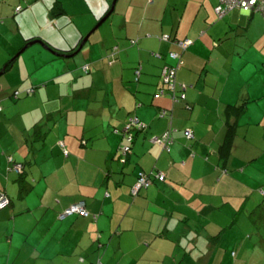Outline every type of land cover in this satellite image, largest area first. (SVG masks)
<instances>
[{"label": "crops", "instance_id": "obj_1", "mask_svg": "<svg viewBox=\"0 0 264 264\" xmlns=\"http://www.w3.org/2000/svg\"><path fill=\"white\" fill-rule=\"evenodd\" d=\"M56 1L17 13L21 0H0V191L11 199L0 212V264H264V17L219 19L218 0H119L112 27L72 64L77 55H64L114 0H61L57 19ZM186 39L183 51L176 41ZM30 40L60 56L34 45L21 52ZM171 53L183 62L177 103L161 76L178 66ZM245 101L225 160L229 107ZM132 119L143 132L133 129L123 163ZM167 131L171 153L151 140ZM11 159L24 175L11 172ZM140 171L166 180L135 192ZM80 201L88 217L60 218Z\"/></svg>", "mask_w": 264, "mask_h": 264}, {"label": "trees", "instance_id": "obj_2", "mask_svg": "<svg viewBox=\"0 0 264 264\" xmlns=\"http://www.w3.org/2000/svg\"><path fill=\"white\" fill-rule=\"evenodd\" d=\"M22 1V5H19L18 7H17V13H21L22 11H24V9L26 8V7H29L30 5H32V4H34V3H36V2H40V1H43V0H21ZM219 5H220V0H218V4L214 7V11H215V13L217 14V16L219 17V19H223L227 14H229L230 12H233V11H240V10H237V9H235V10H231V11H228V12H226L225 13V15L224 16H220L218 13H217V8L219 7ZM66 9H65V6H64V4H63V2L61 1V0H57L56 2H55V4H54V6H53V8L51 9V11H50V15L52 16V17H55L56 19L57 18H59V17H63L65 14H66V11H65ZM114 14V13H113ZM112 14V15H113ZM254 14H259V15H261L262 17H264V13H262L261 11H259V10H255V11H253L252 13H250L249 15L250 16H252V15H254ZM111 15V16H112ZM110 16V17H111ZM109 17V18H110ZM109 18L105 21V23L109 20ZM104 23V24H105ZM103 24V25H104ZM102 25V26H103ZM101 26V27H102ZM100 27V28H101ZM99 28V29H100ZM98 29V30H99ZM97 30V31H98ZM96 31V32H97ZM166 37H167V39H166ZM162 38V40H164V41H169L170 40V37L169 36H162L161 37ZM187 40H189V39H186V40H178V41H176L177 43H178V45L181 47V43H183V42H185V41H187ZM32 41H34V40H32ZM31 40L30 41H28L29 43L30 42H32ZM42 41H44V40H42ZM191 41V44L190 45H188L186 48H182V50L183 51H186L192 44H193V41L192 40H190ZM47 45H49L46 41H44ZM140 42V39H137V41L136 40H129V44L131 45L130 47H132L133 45H136V43H137V45H138V43ZM29 43H27V45L29 44ZM26 45V46H27ZM25 46V47H26ZM24 47V48H25ZM51 47V46H50ZM52 49H53V47H51ZM78 49H79V45H78V47L76 48V49H72V51H70V52H73V51H75V52H77L78 51ZM77 50V51H76ZM53 51H54V49H53ZM75 52H73V53H75ZM112 53H114V56H113V58H111V60H110V64L111 63H113L114 64V62H116V53H117V49L116 48H114V49H112V51H111ZM72 53V54H73ZM80 53V52H79ZM71 54V55H72ZM171 54H173V53H171ZM171 54H170V58H171ZM70 55V56H71ZM78 55V54H77ZM64 57H66V55H64ZM160 57V56H159ZM158 57V58H159ZM15 58V57H14ZM13 58V59H14ZM70 58H72V57H70ZM70 58H67V59H70ZM172 60H173V58H171ZM16 60H17V58H16ZM16 60H12V61H10L9 62V64L7 65V68H6V70L7 71H9V69L13 66V64H15V62H17ZM176 67V66H175ZM85 68H88V71H89V68L90 67H88V66H85L84 67V70H85ZM170 69V68H173L172 66H170V65H168V64H166L165 65V67H163V70H162V74H161V76H162V79H163V74H164V70L165 69ZM87 71V72H88ZM141 73H142V68H140V67H138L137 69H136V71H135V75H136V80H138L139 81V79H140V77H141ZM163 81H164V79H163ZM164 84L165 85H167L168 86V90L167 91H169V95L172 97V99H173V102L174 103H177V102H179V101H183L184 100V98H182V96L180 95V96H177V93H176V91L175 90H171V88L169 87V85L168 84H166L165 83V81H164ZM176 89H177V87H176ZM162 91H164L165 92V89H163V90H161L160 91V94H162ZM35 92V89H31V91L30 92H28L27 91V95H32L33 93ZM20 93L21 92H19V91H17L15 94H14V97L16 98V99H18L19 97H20ZM183 95V94H182ZM177 97H178V101H177ZM176 99V100H175ZM247 106H248V103L245 101L243 104H240V105H234V106H230L229 107V110H228V115L229 116H231V115H234L235 117H231V118H228V121H227V125H228V129H227V135H226V139H225V142H224V144H223V146H222V148H221V156L223 157V159H225V160H228L230 157H231V154H232V151H233V148H234V139H235V137H236V132H237V126H238V123L240 122V120H241V118L244 116V113H245V111L247 110ZM1 107V106H0ZM2 108V107H1ZM166 116H164V117H169V119H171V122H172V114L169 112V111H166V114H165ZM232 118H233V120H232ZM133 125L134 126H132L131 125V123H130V128L129 129H134L135 127H138V128H136L137 129V131H139V132H143V125L140 123V124H134L133 123ZM191 131V130H190ZM186 132H187V130L185 131V133H184V135H185V137L190 141V140H192V139H194L195 138V136H194V133H193V138H191V139H189L187 136H186ZM166 133H168V131L167 132H165L162 136H164ZM173 134V133H172ZM172 134H170L171 135V142L169 141L168 142V144H167V146H168V148H164V150L165 151H167V152H169V153H171L172 152V148L170 147L171 146V144H173V135ZM128 137H129V135L128 134H126ZM125 137L126 139H127V146H129L131 149H132V146H133V143L135 142V137H133V140L132 141H129L128 140V137ZM161 136V137H162ZM152 140V139H151ZM153 143V142H152ZM153 144H157V143H153ZM158 145V144H157ZM123 147L124 146H122V150H123ZM162 147V146H161ZM131 154L130 153H128L127 152V158L126 159H128L129 158V156H130ZM22 164L23 165V171L22 172H20V173H17V172H15V171H13V166H14V164ZM11 172H13V173H15V174H17V175H19V176H22V175H24L25 174V164L24 163H20V162H17L16 160H14L13 159V165H12V169H11ZM141 172H144V173H146L145 171H140L139 173H138V176H137V182H138V180H139V175H140V173ZM148 176H149V178L151 179V181H152V185L154 184V182L155 181H159V182H164L165 180H166V177H165V175H164V180L163 181H161V180H159V178L157 177L158 175H160V174H162V173H154V174H148V173H146ZM137 184V183H136ZM151 185V186H152ZM149 188V187H148ZM141 189H147V187H142ZM140 189V190H141ZM5 196H7L8 197V195L6 194V193H4L3 191H1ZM9 198V197H8ZM9 200H10V205H11V199L9 198ZM80 202H83V201H80ZM80 202H78V203H80ZM85 202V201H84ZM78 203H75V204H78ZM9 205V206H10ZM74 205V204H73ZM8 206V207H9ZM72 206V205H71ZM8 207H6V208H4L3 210H5V209H7ZM70 207V206H69ZM68 207V208H69ZM67 208V209H68ZM3 210H1L0 212H2ZM66 210V209H65ZM64 210V211H65ZM77 215V214H76ZM90 215V214H89Z\"/></svg>", "mask_w": 264, "mask_h": 264}, {"label": "built area", "instance_id": "obj_3", "mask_svg": "<svg viewBox=\"0 0 264 264\" xmlns=\"http://www.w3.org/2000/svg\"><path fill=\"white\" fill-rule=\"evenodd\" d=\"M240 10L243 13L246 14H250L255 10H259L262 13H264V0H220V5L217 8V13L220 16H224L226 12L231 11V10ZM167 39V37H166ZM191 44L190 40H187L183 43H181V48H186L188 45ZM171 58L178 60V66L170 68V69H165L164 70V74H163V79L165 81L166 84L169 85V87L171 88V90H175L177 87V82H176V74L177 71L179 69V67L183 64V62L181 61V56L178 53H173L171 54ZM86 71H88V68H85ZM187 86L183 85V90H186ZM164 93V91H162V94ZM182 98H185V95L183 94ZM176 100V99H175ZM177 101H178V97H177ZM2 110V108L0 107V111ZM166 114V112L164 113ZM134 124H140L137 120L132 119L131 121V125ZM130 124L127 128V130L130 128ZM172 134V133H171ZM186 136L191 139L193 138V133L192 131L188 130L186 132ZM171 142V135L170 133H166L164 136L162 137H153L152 138V142L153 143H157L159 145H162L165 148H168L167 144L168 142ZM124 152H126V149L124 150ZM11 162H13V159H11ZM23 165L22 164H14L13 166V171L20 173L23 171ZM159 178V180L163 181L164 180V174H160L157 176ZM152 185V181L149 178V176L144 173L141 172L139 175V180L137 182V184L135 185V192L140 191V189L142 187H150ZM10 205V200L7 196H5L1 191H0V211L3 210L4 208L8 207ZM81 215L84 217H88L89 216V212L86 209V204L85 202H80L78 204H74L72 206H70L68 209H66L61 215L60 218L64 219L67 216H71V215Z\"/></svg>", "mask_w": 264, "mask_h": 264}, {"label": "water", "instance_id": "obj_4", "mask_svg": "<svg viewBox=\"0 0 264 264\" xmlns=\"http://www.w3.org/2000/svg\"><path fill=\"white\" fill-rule=\"evenodd\" d=\"M119 0H114L113 1V4H112V7L110 9V11L101 19V21H99V23L88 33V35L81 41V43L79 44V49L77 52H75L73 55L71 56H66V58H70V57H75L82 49L83 47L88 43V41L90 40V38L92 37V35L105 23V21L115 12V9H116V5H117V2ZM36 44H39V45H42L44 47V49L50 51L51 53L57 55V56H60L57 52L53 51V49L50 47V45H47L44 41L42 40H35V41H32L30 42L21 52H25L26 49L29 48V46H33V45H36ZM20 52V53H21ZM17 56H19V54L16 55V57L13 59V60H16ZM6 70V67L4 68V71ZM3 74V72L0 73V76ZM137 131L135 130H132V129H128L127 130V134L129 135L128 137V140L129 141H132L133 140V137H135V133ZM140 133V132H138ZM127 136V135H126ZM126 149V152L124 154V157L122 159V162L123 163H126L127 162V152L131 154L132 152V149L129 147V146H124L123 147V150Z\"/></svg>", "mask_w": 264, "mask_h": 264}, {"label": "rangeland", "instance_id": "obj_5", "mask_svg": "<svg viewBox=\"0 0 264 264\" xmlns=\"http://www.w3.org/2000/svg\"><path fill=\"white\" fill-rule=\"evenodd\" d=\"M77 8V10H79L78 9V7H76ZM14 14V13H13ZM98 24V23H97ZM96 24V25H97ZM112 26H111V21H109V22H107V23H105L97 32H95L93 35H92V37L93 36H95V35H97V36H99V35H101V34H104L108 29H110ZM96 36V37H97ZM48 43V42H47ZM6 43L4 42V40H3V33H1L0 34V47H2V46H4ZM49 44V43H48ZM50 45V44H49ZM51 46V45H50ZM40 48H42V49H44V47L42 46V45H39V44H37V45H34L33 47H31L30 49H40ZM29 49V50H30ZM45 50V49H44ZM57 50H59V49H57ZM58 53V52H57ZM53 54V53H52ZM59 54V53H58ZM60 55V54H59ZM80 54H78L75 58H72V60H71V63L72 64H74L75 62H73V59H77L78 58V56H79ZM14 57V56H13ZM16 57V56H15ZM4 77V76H3ZM3 79H5V78H3ZM180 87L183 89V85H180ZM23 94H25V93H22V95ZM255 238H256V236H255Z\"/></svg>", "mask_w": 264, "mask_h": 264}]
</instances>
